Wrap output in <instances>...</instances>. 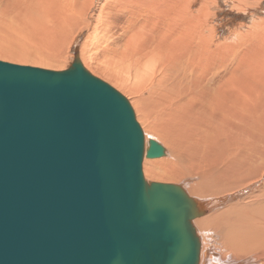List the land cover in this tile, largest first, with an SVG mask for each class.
I'll return each mask as SVG.
<instances>
[{
  "label": "bare ground",
  "instance_id": "obj_1",
  "mask_svg": "<svg viewBox=\"0 0 264 264\" xmlns=\"http://www.w3.org/2000/svg\"><path fill=\"white\" fill-rule=\"evenodd\" d=\"M193 3L107 0L91 19L95 0H0V31L20 27L9 46L0 36V58L61 69L57 35L89 29L78 58L128 97L144 141L163 148L143 159L146 181L193 201L196 264H264V20L220 40Z\"/></svg>",
  "mask_w": 264,
  "mask_h": 264
},
{
  "label": "water",
  "instance_id": "obj_2",
  "mask_svg": "<svg viewBox=\"0 0 264 264\" xmlns=\"http://www.w3.org/2000/svg\"><path fill=\"white\" fill-rule=\"evenodd\" d=\"M163 153L78 59L0 61V264H196L192 199L142 174Z\"/></svg>",
  "mask_w": 264,
  "mask_h": 264
},
{
  "label": "rangeland",
  "instance_id": "obj_3",
  "mask_svg": "<svg viewBox=\"0 0 264 264\" xmlns=\"http://www.w3.org/2000/svg\"><path fill=\"white\" fill-rule=\"evenodd\" d=\"M95 1H96V8L92 12L91 19H95V17L98 14L99 6L101 4H103L104 1H107V0H95ZM202 4H204L210 12V17H208L206 24L209 23V25L215 26L217 34L220 37V40L226 39L229 41H233V40H235L234 36H236L237 38L240 36H243L251 28V26L253 24H255L256 22H258L260 20H264V0H247L243 3H241V7H240V5L236 4L234 2V0H194L193 7L195 8L198 6H202ZM11 27H12V29L6 30L5 27L2 26V31H0V36L6 37V45L7 46H9L12 38L18 39L16 31L19 30L20 27L17 24H15V25L11 24ZM71 33H73V35ZM71 33L67 34L66 36H61L60 34L57 35L58 37L67 39L66 41H63V43L61 42L62 46H63L62 48H64V53H63V57H62V60H64V61L61 64V66H62L61 69H52V68H48L45 66L35 65L33 63L12 62L9 60H5L4 58H0V60L3 62L12 63V64L37 67V68L53 70V71L65 70L71 65V63L74 61V59L77 58V59L81 60L80 58H78V57H80V54H79L80 46H81L82 42L86 39V37L90 34L89 29L84 30L78 36H77V33L75 34L74 31H71ZM241 33H242V35H241ZM70 35H72V36H70ZM76 36H77V38H76ZM66 37H68L69 39ZM75 38H76V40L74 41ZM10 47H12V45ZM92 50L97 51L94 48ZM89 59L90 58L87 57L88 62H90V64L94 67V64H96L95 60L92 61L91 59L90 60ZM80 62H82L81 64L83 65L85 70L87 72H89L92 76H94V77L100 79L101 81L107 83L113 89H115L117 92H119L129 102V105L133 111V108L130 104V100L122 91H120V89H118L116 86H114L112 83H110L106 79L102 78L101 76H99L95 73H92V71L88 67L85 66V64L83 63L82 60ZM133 113L135 116L134 111H133ZM135 120L138 123V125H139V127L143 133L141 124L139 123L138 119H136V116H135ZM143 135H144V133H143ZM148 140H151V138H148L145 140V141H147V145H148ZM143 159L144 160H152V159H147V158L146 159L143 158ZM153 159H155V158H153ZM144 160L142 161V164H144L143 163ZM142 167H143V165H141V169H143ZM142 171H144V170H142ZM142 174H143V177L145 180L153 181V180H150L149 178H147L145 176L144 172H142ZM164 183H168V182H164Z\"/></svg>",
  "mask_w": 264,
  "mask_h": 264
}]
</instances>
